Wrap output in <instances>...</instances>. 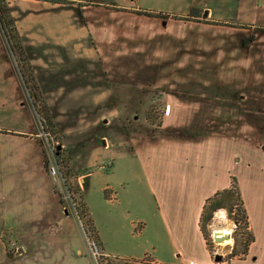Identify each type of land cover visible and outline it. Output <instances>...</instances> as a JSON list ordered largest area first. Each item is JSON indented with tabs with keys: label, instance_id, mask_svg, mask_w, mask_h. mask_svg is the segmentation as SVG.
<instances>
[{
	"label": "rangeland",
	"instance_id": "obj_1",
	"mask_svg": "<svg viewBox=\"0 0 264 264\" xmlns=\"http://www.w3.org/2000/svg\"><path fill=\"white\" fill-rule=\"evenodd\" d=\"M3 1L12 25L6 32L0 23V87L15 80L20 94L4 88L0 91V134L10 141L6 142L7 149L14 152L32 149L30 142L39 140L44 166L60 203L54 212H47L45 221L9 223L4 236L9 255L19 262L36 264L44 249L76 246L92 264H159L151 257L139 261L114 259L103 251L100 236L114 241L119 235L126 237L128 230V220L118 203L104 199L105 172L112 168V159L125 163L119 154L123 148L134 149L137 142L163 132L169 104L172 113L181 118L193 114L185 126L174 128L180 137L199 130L205 136L219 132L240 136L242 118L234 110L227 106L220 117L219 110L198 107H212L215 90H230L228 73L243 76L245 71L237 64L251 58L249 79H244L243 87L247 84L244 91H250L249 101L261 106L264 0H183L181 4L178 0H140L139 5L169 14L154 18L144 14L151 11L139 10L132 11L136 16L125 14L112 19L105 10H99L89 12L92 24L85 18V3L79 0H42L60 5L53 11L61 9L57 21L54 14L44 13L43 6L37 4L41 0ZM45 19L49 20L43 23ZM58 21L63 25L55 31ZM131 21L135 24L127 23ZM42 23L49 30L45 32ZM167 23L173 24L169 31L174 34L168 44L165 37L153 34ZM7 33L21 44L24 61L13 50ZM137 33L142 40H135ZM60 39H67L68 45H61ZM220 73L228 74V78ZM134 74L160 78L164 83L158 87L132 83L133 79L127 82L128 75ZM119 75L125 77L120 80ZM240 81V77L235 79V84ZM240 95L238 102L245 99ZM8 106H12V113L6 110ZM187 106L195 109L187 110ZM19 111L29 119L25 133H13L6 125ZM259 114L251 134L255 145L264 146V120ZM1 163L0 169H8ZM90 173L87 183L82 174ZM81 205L87 214L82 213ZM230 221L235 231L238 225ZM210 230L214 264H228L234 244H217ZM112 245L125 250L126 240ZM96 250L103 254L101 259L94 256ZM216 255L223 257L221 263L215 262Z\"/></svg>",
	"mask_w": 264,
	"mask_h": 264
},
{
	"label": "crops",
	"instance_id": "obj_2",
	"mask_svg": "<svg viewBox=\"0 0 264 264\" xmlns=\"http://www.w3.org/2000/svg\"><path fill=\"white\" fill-rule=\"evenodd\" d=\"M79 1L85 3L82 9L85 10V18L91 24L92 12L99 10H105L109 14L108 18L112 19L125 14L133 16L135 13L132 11L139 10L167 13L163 9L151 10L146 5H139L140 0H123L122 3L112 0ZM180 2L183 3V0H178V3ZM37 4L43 6L44 13L54 14L53 20L61 19L56 16L61 14V9L53 12L55 9L58 10L60 5L42 0L37 1ZM47 20L49 19L42 22ZM156 20L161 21V18ZM43 23L40 26H44ZM62 25L63 21H58L55 31ZM92 27L94 28V25ZM172 27L173 24L167 23L162 29H155L153 34L156 38L165 37L164 40L168 44L174 38V34L169 31L173 29ZM47 30L49 28H45V32ZM139 35L137 33L135 40H142ZM61 39L60 44L65 45L67 39L62 41ZM252 63V58L239 62L237 67L245 71V74L238 76L228 73L231 81L230 90L223 91L222 88L220 90L223 92L215 90L212 107L205 105L198 107L203 110L209 108L219 110L220 117L221 110L227 106L230 111L234 110V114L242 118L240 136L220 132L205 136L201 135L197 128L199 131L196 133H183L180 137L179 131L174 128L185 126L193 114L181 118L178 113H172L173 106L169 104L161 127L162 133L149 140L137 142L134 149L123 148L119 154L121 160H125L124 164L112 159V168L105 172L107 184L104 188V192L108 190L110 199L105 198V195L104 199L110 204L118 203L128 220V230L126 237L119 235L114 241L100 236L103 251L108 257L136 261L151 257L159 264H214L201 231L200 220L206 201L216 193L228 189L235 178L255 241L245 258L235 259L230 264H264V146L255 145L251 134L255 119L260 118L259 112L264 120V91L259 93L261 106L255 107L254 103L249 101L250 91L247 89L244 91L247 84L243 87L245 80L249 79V68ZM145 74L128 75L127 82L131 83L133 79L132 83L139 85L151 83L158 87L164 83L163 79L149 78ZM110 75L114 79L115 75ZM220 75L228 78L225 74ZM124 77L119 75L120 80ZM239 77L242 81L235 84V79ZM13 81H8L10 83L5 87L1 85L0 91L4 88L6 91L19 93L17 82ZM226 94L229 95L228 98L223 97ZM238 94L245 99L238 102ZM193 109L195 108L187 106V110ZM6 110L13 112L10 111L12 106L10 108L8 106ZM23 112H16V118L12 117L15 120L6 123L13 133H25V129L30 125L29 119L23 118L25 113ZM6 142L10 141L5 135L0 134V164L3 162L4 167L8 168L0 169V264H28L19 262L8 253L9 248L4 236L8 232L9 223L45 221L47 212L48 214L54 212L60 203L57 200L53 179L47 175L39 140L34 139L30 142L32 149L17 152H14L13 148L7 149ZM82 175L85 176L87 183L92 176L91 173ZM211 229L213 232L227 231L232 237L234 225L228 218L226 210L215 213ZM121 240H126L125 250L120 245L118 247L112 245ZM231 243L234 244L233 237ZM21 250L18 249V252ZM44 250L41 252L43 253L41 261L36 264H92L89 258L83 255L84 251L76 246L51 247ZM22 251L25 252V249ZM62 260L65 262H61Z\"/></svg>",
	"mask_w": 264,
	"mask_h": 264
},
{
	"label": "trees",
	"instance_id": "obj_3",
	"mask_svg": "<svg viewBox=\"0 0 264 264\" xmlns=\"http://www.w3.org/2000/svg\"><path fill=\"white\" fill-rule=\"evenodd\" d=\"M48 1L54 2L52 0H48ZM6 10L7 9H6V5L4 4V1L0 0V23L2 25V28L6 32H9V29L11 28L12 24H11V20L8 19V14ZM196 11L197 10L194 9L191 13V16L194 17L195 16L194 12ZM144 14L155 17H161L164 15L162 13L156 14L153 12H145ZM7 34L9 36V42H11L12 44L13 50H15L16 53L19 55L20 60L24 61V54H23L24 50L22 49L21 44L19 43L17 38L10 36L9 35L10 33ZM25 62H27V60ZM27 75L28 74L25 73L26 77ZM35 99L37 102L38 99L40 100L38 96ZM45 119L48 121L47 122L48 125H51L50 119L48 117L47 118L45 117ZM104 195L105 198L110 199L108 190L104 192ZM80 208L83 214L88 213V210L84 205H81ZM220 210H226L228 214V218L234 221L238 225L233 233L234 246L232 247V251L230 252V254H228L226 260V262L230 264L235 259L245 258L249 254L250 247L255 241V237L250 229V221L247 210L245 208V203L240 188L238 186L237 180L235 178L232 179L231 186L228 189L216 193L213 197L209 198L205 203L200 220V227L210 251H211L210 229L215 213ZM89 223L91 224V222ZM91 231L94 235L95 231L94 230Z\"/></svg>",
	"mask_w": 264,
	"mask_h": 264
},
{
	"label": "bare ground",
	"instance_id": "obj_4",
	"mask_svg": "<svg viewBox=\"0 0 264 264\" xmlns=\"http://www.w3.org/2000/svg\"><path fill=\"white\" fill-rule=\"evenodd\" d=\"M214 238H216L217 243H222L223 245L230 244L232 237L227 231L215 232Z\"/></svg>",
	"mask_w": 264,
	"mask_h": 264
},
{
	"label": "water",
	"instance_id": "obj_5",
	"mask_svg": "<svg viewBox=\"0 0 264 264\" xmlns=\"http://www.w3.org/2000/svg\"><path fill=\"white\" fill-rule=\"evenodd\" d=\"M214 235H216L215 232H214ZM215 241L217 242L216 238H215ZM222 260H223V257L221 255H216V257H215L216 263H221Z\"/></svg>",
	"mask_w": 264,
	"mask_h": 264
},
{
	"label": "built area",
	"instance_id": "obj_6",
	"mask_svg": "<svg viewBox=\"0 0 264 264\" xmlns=\"http://www.w3.org/2000/svg\"><path fill=\"white\" fill-rule=\"evenodd\" d=\"M53 172L55 173L56 170L53 169ZM214 240H215V238H214ZM94 256L97 257L98 259H101L103 257V254L102 253H99L98 250H96V252L94 253Z\"/></svg>",
	"mask_w": 264,
	"mask_h": 264
}]
</instances>
